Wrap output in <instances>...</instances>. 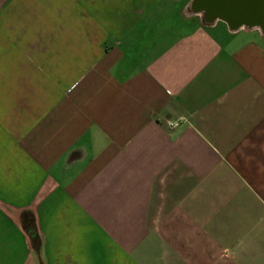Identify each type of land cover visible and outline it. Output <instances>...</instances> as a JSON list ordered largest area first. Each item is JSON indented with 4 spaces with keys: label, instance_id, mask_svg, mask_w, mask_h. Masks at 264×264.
I'll return each mask as SVG.
<instances>
[{
    "label": "crops",
    "instance_id": "obj_1",
    "mask_svg": "<svg viewBox=\"0 0 264 264\" xmlns=\"http://www.w3.org/2000/svg\"><path fill=\"white\" fill-rule=\"evenodd\" d=\"M193 1L0 0V264H264V14Z\"/></svg>",
    "mask_w": 264,
    "mask_h": 264
},
{
    "label": "water",
    "instance_id": "obj_2",
    "mask_svg": "<svg viewBox=\"0 0 264 264\" xmlns=\"http://www.w3.org/2000/svg\"><path fill=\"white\" fill-rule=\"evenodd\" d=\"M192 11L203 15L206 24L215 20L226 23L231 30L254 27L264 14L263 0H194Z\"/></svg>",
    "mask_w": 264,
    "mask_h": 264
},
{
    "label": "built area",
    "instance_id": "obj_3",
    "mask_svg": "<svg viewBox=\"0 0 264 264\" xmlns=\"http://www.w3.org/2000/svg\"><path fill=\"white\" fill-rule=\"evenodd\" d=\"M178 126H179L178 123H169L168 124L169 129H174V128L178 127Z\"/></svg>",
    "mask_w": 264,
    "mask_h": 264
}]
</instances>
